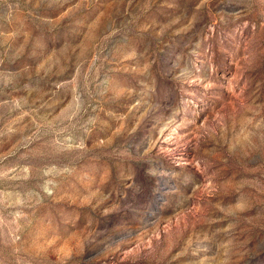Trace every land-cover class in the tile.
<instances>
[{"label": "rangeland", "instance_id": "rangeland-1", "mask_svg": "<svg viewBox=\"0 0 264 264\" xmlns=\"http://www.w3.org/2000/svg\"><path fill=\"white\" fill-rule=\"evenodd\" d=\"M0 264H264V0H0Z\"/></svg>", "mask_w": 264, "mask_h": 264}]
</instances>
